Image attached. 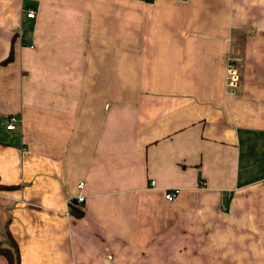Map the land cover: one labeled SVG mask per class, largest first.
<instances>
[{
  "label": "crops",
  "instance_id": "crops-1",
  "mask_svg": "<svg viewBox=\"0 0 264 264\" xmlns=\"http://www.w3.org/2000/svg\"><path fill=\"white\" fill-rule=\"evenodd\" d=\"M3 242L17 264H264V0H0Z\"/></svg>",
  "mask_w": 264,
  "mask_h": 264
},
{
  "label": "built area",
  "instance_id": "built-area-1",
  "mask_svg": "<svg viewBox=\"0 0 264 264\" xmlns=\"http://www.w3.org/2000/svg\"><path fill=\"white\" fill-rule=\"evenodd\" d=\"M34 11L32 9L26 10V16L28 17H34ZM240 60L239 56L235 55H229L227 57V63H226V88L229 93H233L239 88L242 82V76L240 74V70L238 68V61ZM17 121V118L15 115H9L8 118L5 120L4 126L6 129H13L15 127V122ZM80 186L83 185V182H80ZM180 189L174 188L171 190H167L165 192V197L167 199H173L178 193ZM77 202L84 200L83 195H79L75 198Z\"/></svg>",
  "mask_w": 264,
  "mask_h": 264
},
{
  "label": "trees",
  "instance_id": "trees-1",
  "mask_svg": "<svg viewBox=\"0 0 264 264\" xmlns=\"http://www.w3.org/2000/svg\"><path fill=\"white\" fill-rule=\"evenodd\" d=\"M76 213L81 215L83 212L77 210ZM9 244L13 247V251L15 253V259H16V262H17L18 254H17L16 246H15V244L13 242H10ZM0 252H3V253H5L7 255L8 259H9V264H13V255H12V252L9 249L0 248Z\"/></svg>",
  "mask_w": 264,
  "mask_h": 264
},
{
  "label": "water",
  "instance_id": "water-1",
  "mask_svg": "<svg viewBox=\"0 0 264 264\" xmlns=\"http://www.w3.org/2000/svg\"><path fill=\"white\" fill-rule=\"evenodd\" d=\"M0 248H5V249H9L12 252L13 255V264H17L16 259H15V253L13 251V247L7 243V242H3L0 244Z\"/></svg>",
  "mask_w": 264,
  "mask_h": 264
}]
</instances>
